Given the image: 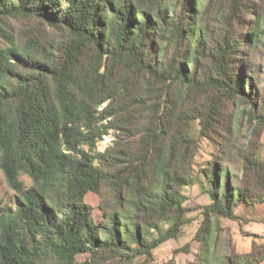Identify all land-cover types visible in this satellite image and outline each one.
Returning <instances> with one entry per match:
<instances>
[{"label": "trees", "instance_id": "trees-1", "mask_svg": "<svg viewBox=\"0 0 264 264\" xmlns=\"http://www.w3.org/2000/svg\"><path fill=\"white\" fill-rule=\"evenodd\" d=\"M0 40V169L15 192L0 264H156L193 220L194 184L210 202L192 264L264 262V242L240 252L230 235L217 258L212 231L264 223L245 216L264 205V0H0ZM201 138L213 150L195 171Z\"/></svg>", "mask_w": 264, "mask_h": 264}, {"label": "rangeland", "instance_id": "rangeland-1", "mask_svg": "<svg viewBox=\"0 0 264 264\" xmlns=\"http://www.w3.org/2000/svg\"><path fill=\"white\" fill-rule=\"evenodd\" d=\"M10 25L12 27V32L14 35H17L21 29V23L11 21ZM0 46H3V42L0 40ZM255 64L258 65L259 71L257 70V76H260L261 81L264 80V54L257 55L255 58ZM262 71V72H261ZM242 130L246 131L247 125L245 122L241 124ZM195 132L198 129V125L195 123ZM115 138L113 131H110L108 134L104 135L103 138L97 141V151H103L104 148L109 145L112 140ZM261 140L264 143V131L261 136ZM213 150V145L206 138L199 139V148L196 155L195 162V171H197L200 165H204V162L209 158L210 152ZM264 152V147L260 148L258 154L261 156ZM21 179L24 180L25 184H30V179L27 176H22ZM184 193L187 196L185 202L186 206L191 208L188 212V216L192 217V222L183 226L180 236L177 238H170L165 242L158 245L153 250V259L156 264L164 263L170 259H174L177 264H192L194 261V252L196 248V241L193 240V235L199 225L201 215L199 214V208L196 207L209 203L210 198L208 194L203 191V189L198 184L191 186H186L184 188ZM15 192L7 184L5 177L0 169V207L13 206ZM87 201L93 207V215L96 220H99L101 217L99 204L96 196L90 194L87 196ZM238 213H241L240 209L237 210ZM264 212V205H256L254 211L247 212L245 216L253 215L252 217H258V214ZM250 214V215H249ZM255 214V215H254ZM216 225L219 228H216ZM212 231L218 237L219 245L215 252L217 258L221 257L224 252V245L228 235L231 236L236 250L244 252L249 250L251 242L255 239L258 242H264V223L251 220L248 222H238L237 220L228 219L220 217L216 223H212ZM247 233V234H246ZM254 235H258L257 238H254ZM142 259L141 257L132 262V264H137L138 261ZM131 264V263H128ZM264 264V263H263Z\"/></svg>", "mask_w": 264, "mask_h": 264}, {"label": "crops", "instance_id": "crops-1", "mask_svg": "<svg viewBox=\"0 0 264 264\" xmlns=\"http://www.w3.org/2000/svg\"><path fill=\"white\" fill-rule=\"evenodd\" d=\"M245 251H248V250H245ZM263 263H264V262H263ZM263 263H262V264H263Z\"/></svg>", "mask_w": 264, "mask_h": 264}]
</instances>
